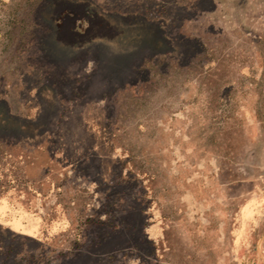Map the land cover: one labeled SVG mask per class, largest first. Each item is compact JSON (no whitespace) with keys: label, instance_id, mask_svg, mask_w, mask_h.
I'll use <instances>...</instances> for the list:
<instances>
[{"label":"rangeland","instance_id":"obj_1","mask_svg":"<svg viewBox=\"0 0 264 264\" xmlns=\"http://www.w3.org/2000/svg\"><path fill=\"white\" fill-rule=\"evenodd\" d=\"M222 2L0 0V264H264V0Z\"/></svg>","mask_w":264,"mask_h":264},{"label":"crops","instance_id":"obj_2","mask_svg":"<svg viewBox=\"0 0 264 264\" xmlns=\"http://www.w3.org/2000/svg\"><path fill=\"white\" fill-rule=\"evenodd\" d=\"M197 1L200 2L201 0H197ZM207 1L210 2V8H208V9L202 8L201 9L202 12H206L204 10H207V12L209 14H214V13L217 14L222 10V7H223L222 0H207ZM199 7H200V5H199ZM262 19L264 20V18H262ZM194 20H197L195 22H197L196 24H198V25H200V22L202 21V19H200L199 15L196 18H194ZM205 27H207V26H205ZM197 38L199 39V35H197Z\"/></svg>","mask_w":264,"mask_h":264},{"label":"flooded vegetation","instance_id":"obj_3","mask_svg":"<svg viewBox=\"0 0 264 264\" xmlns=\"http://www.w3.org/2000/svg\"><path fill=\"white\" fill-rule=\"evenodd\" d=\"M195 17H191V20H193Z\"/></svg>","mask_w":264,"mask_h":264}]
</instances>
